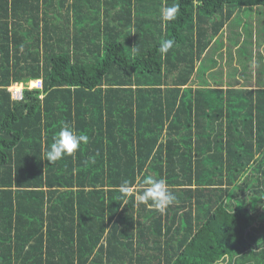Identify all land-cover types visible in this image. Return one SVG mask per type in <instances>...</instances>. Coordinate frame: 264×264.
Masks as SVG:
<instances>
[{
    "label": "trees",
    "instance_id": "16d2710c",
    "mask_svg": "<svg viewBox=\"0 0 264 264\" xmlns=\"http://www.w3.org/2000/svg\"><path fill=\"white\" fill-rule=\"evenodd\" d=\"M246 7L264 0H0V264H264V84L204 58ZM65 122L88 143L49 164ZM148 177L177 197L163 214Z\"/></svg>",
    "mask_w": 264,
    "mask_h": 264
},
{
    "label": "rangeland",
    "instance_id": "374dc122",
    "mask_svg": "<svg viewBox=\"0 0 264 264\" xmlns=\"http://www.w3.org/2000/svg\"><path fill=\"white\" fill-rule=\"evenodd\" d=\"M229 23L222 31L223 46L217 49L218 46L214 42L205 53L204 58L213 57L217 61L210 70L215 75L218 72V78H221V75L226 80L236 78L234 82L240 87L258 86V69H262L261 83L264 84V9L243 8ZM239 34L240 43L237 44L235 37ZM258 51L261 52L258 54ZM210 70L207 71V76H210ZM36 83L37 81L31 82V85ZM15 88L19 89L20 85H15Z\"/></svg>",
    "mask_w": 264,
    "mask_h": 264
},
{
    "label": "clouds",
    "instance_id": "9594fccd",
    "mask_svg": "<svg viewBox=\"0 0 264 264\" xmlns=\"http://www.w3.org/2000/svg\"><path fill=\"white\" fill-rule=\"evenodd\" d=\"M179 6L173 5L164 8L161 12V19L163 21H174L177 19ZM173 39L163 41L158 51L162 56L167 55L170 49L174 46ZM134 53H138L139 49L132 48ZM89 140L88 135L78 133L68 123L61 125L58 134L53 137V143L45 151L44 160L53 164L65 156H73L81 147L82 144H87ZM142 191L138 194V199L141 203L149 204L154 207L161 214L165 213L170 205L177 201V197L169 190L165 179H155L152 177L145 178L141 184ZM133 187L129 180H124L120 185L121 198L129 197L133 194Z\"/></svg>",
    "mask_w": 264,
    "mask_h": 264
},
{
    "label": "built area",
    "instance_id": "2783aa9c",
    "mask_svg": "<svg viewBox=\"0 0 264 264\" xmlns=\"http://www.w3.org/2000/svg\"><path fill=\"white\" fill-rule=\"evenodd\" d=\"M35 81H37V83L31 85V82H35ZM15 85H17V86L20 85V88L19 89H17V88L14 89V86ZM15 85L10 86L9 89L12 90L13 96L15 98H21L24 87H29V88L37 87V88H41L42 87V82H41V80H31V81L27 82V84H23V83L18 84V83H16ZM11 87H13V88H11Z\"/></svg>",
    "mask_w": 264,
    "mask_h": 264
},
{
    "label": "crops",
    "instance_id": "0c3cea01",
    "mask_svg": "<svg viewBox=\"0 0 264 264\" xmlns=\"http://www.w3.org/2000/svg\"><path fill=\"white\" fill-rule=\"evenodd\" d=\"M233 73V72H232ZM258 73H260V75L262 76V74H261V71L258 69ZM260 75H258V76H260ZM232 76V75H231ZM232 79H236V78H232ZM257 80V82L259 83L261 80H259V77H258V79H256ZM259 85V84H258ZM243 87H256V86H246V85H244Z\"/></svg>",
    "mask_w": 264,
    "mask_h": 264
},
{
    "label": "bare ground",
    "instance_id": "6f19581e",
    "mask_svg": "<svg viewBox=\"0 0 264 264\" xmlns=\"http://www.w3.org/2000/svg\"><path fill=\"white\" fill-rule=\"evenodd\" d=\"M34 83V82H33Z\"/></svg>",
    "mask_w": 264,
    "mask_h": 264
}]
</instances>
